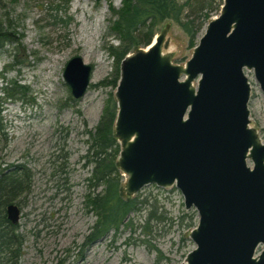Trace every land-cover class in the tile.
<instances>
[{
	"label": "water",
	"instance_id": "95a60500",
	"mask_svg": "<svg viewBox=\"0 0 264 264\" xmlns=\"http://www.w3.org/2000/svg\"><path fill=\"white\" fill-rule=\"evenodd\" d=\"M169 29L119 64L113 130L125 194L175 186L195 208V247L179 264H264V142L249 125L246 74L264 95V0H222L183 64L173 61ZM92 71L81 55L66 62L74 99ZM5 210L17 224L18 205Z\"/></svg>",
	"mask_w": 264,
	"mask_h": 264
},
{
	"label": "rangeland",
	"instance_id": "374dc122",
	"mask_svg": "<svg viewBox=\"0 0 264 264\" xmlns=\"http://www.w3.org/2000/svg\"><path fill=\"white\" fill-rule=\"evenodd\" d=\"M5 1L10 17L18 23L17 30L22 35L18 54L25 56L26 62L13 66L9 51H1L0 85L4 77L8 88L13 81L28 87L20 98H4L0 89V116L5 133L0 141L1 167L24 165L32 173L30 190L14 202L20 208L18 230L25 238L18 264L184 262L186 254L195 247L189 234L197 225L198 215L193 208H185L182 194L175 186L158 188L153 184L136 193L149 195L152 201L156 199L165 210L167 219L153 223L150 236L144 235L138 226L145 215L131 213L124 222L133 217L134 228L122 226L115 235L112 232L85 243L96 221L84 204L90 188L87 178L93 168L92 163H86L90 143L86 131L96 126L108 99L115 100V87L106 85L114 60L105 47L118 43L107 33L111 16L108 5L111 2L118 8L121 0H70L65 11L56 12L50 7L61 4V0ZM54 13L64 22L55 24L50 16ZM167 22L169 51L174 62L183 64L192 48L181 27L166 20L157 27L156 34ZM204 28L205 25L198 38ZM74 55H81L93 66L86 93L75 101L63 78L65 64ZM246 74L252 85L250 125L264 140V95L252 74ZM143 237L146 242H141Z\"/></svg>",
	"mask_w": 264,
	"mask_h": 264
},
{
	"label": "trees",
	"instance_id": "16d2710c",
	"mask_svg": "<svg viewBox=\"0 0 264 264\" xmlns=\"http://www.w3.org/2000/svg\"><path fill=\"white\" fill-rule=\"evenodd\" d=\"M69 1L61 0V4L50 7V10L65 11ZM6 3L7 1L0 0V52L9 51L13 66L24 65L25 56L18 54L22 35L17 30V21L10 17ZM221 5L222 0H121V5L115 8L110 2L108 6L111 16L108 19L107 33L116 38L118 43H110L105 47L114 60L113 71L110 79H106V85L116 86L122 58L129 52L150 44L161 23L166 20L176 22L186 34L188 46L193 48L200 30L215 13L218 14ZM50 16L55 24L64 22L56 13ZM4 69L8 70V63ZM2 78L4 83L0 85V89L4 98H8V95L20 98L26 94V85L13 81L8 88V80ZM71 99L76 100L73 97ZM115 114V100L110 97L96 126L86 131L90 142L86 163H92L93 168L87 178L90 188L84 196V204L87 211L95 215L96 221L86 235L85 243L112 232L115 235L122 226L126 229L134 228L133 217L124 222L131 213L145 215V220L138 226L146 236L153 234V223L160 224L167 219L165 210L157 205L156 199L152 201L149 195L124 194L123 176L117 165L119 144L113 130ZM4 137V124L0 116V141ZM60 167H63L61 171L64 170V165ZM31 177L32 173L24 165L1 167L0 160V264H18L22 255L25 238L18 230V223L12 224L7 219L5 208L14 203L19 195L30 190ZM193 214L194 212L189 215L190 220L193 219ZM146 241V237L141 240Z\"/></svg>",
	"mask_w": 264,
	"mask_h": 264
},
{
	"label": "flooded vegetation",
	"instance_id": "af4514ba",
	"mask_svg": "<svg viewBox=\"0 0 264 264\" xmlns=\"http://www.w3.org/2000/svg\"><path fill=\"white\" fill-rule=\"evenodd\" d=\"M206 25V24H205ZM251 95H252V90H251ZM250 99H251V97H250ZM249 102H250V100H249ZM248 108H249V103H248ZM249 112H250V110H249ZM249 119H250V113H249ZM249 125H250V123H249ZM251 126V125H250ZM252 127V126H251ZM254 128V127H253ZM256 129V128H255ZM256 132H257V134H258V137H259V139H260V141L261 142H264V140H262V138L260 137V135H259V133H258V131L256 130ZM246 163H247V166L248 167H250V168H253V163H252V161L250 160V159H247L246 160ZM181 193V192H180ZM194 209L195 210V208L194 207H191V208H189V209ZM188 210V209H187ZM196 211V210H195ZM197 213V212H196ZM198 223V222H197ZM262 245L260 244V245H258V247H257V249H256V251H255V254H257V253H259L261 250H262Z\"/></svg>",
	"mask_w": 264,
	"mask_h": 264
},
{
	"label": "bare ground",
	"instance_id": "6f19581e",
	"mask_svg": "<svg viewBox=\"0 0 264 264\" xmlns=\"http://www.w3.org/2000/svg\"><path fill=\"white\" fill-rule=\"evenodd\" d=\"M252 86V85H251Z\"/></svg>",
	"mask_w": 264,
	"mask_h": 264
}]
</instances>
